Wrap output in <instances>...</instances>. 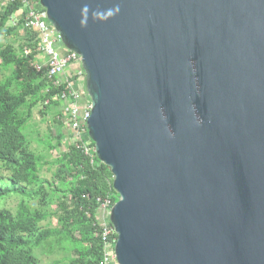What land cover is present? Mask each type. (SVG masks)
Listing matches in <instances>:
<instances>
[{
    "label": "water",
    "instance_id": "1",
    "mask_svg": "<svg viewBox=\"0 0 264 264\" xmlns=\"http://www.w3.org/2000/svg\"><path fill=\"white\" fill-rule=\"evenodd\" d=\"M77 53L118 264H264V0H40Z\"/></svg>",
    "mask_w": 264,
    "mask_h": 264
},
{
    "label": "trees",
    "instance_id": "2",
    "mask_svg": "<svg viewBox=\"0 0 264 264\" xmlns=\"http://www.w3.org/2000/svg\"><path fill=\"white\" fill-rule=\"evenodd\" d=\"M3 1L7 3L0 10V38L17 34L21 24L11 26L10 21L23 8L19 1ZM36 48L37 41L25 35L17 48L0 44V69L9 72L0 80V264H40V255L48 254L62 257L50 264H101L95 199L110 195L112 202L118 201L109 168L101 162L90 165L70 144L51 162L55 185L42 178L44 158L23 133L39 109L44 117L51 114L49 126H54L47 151L61 147L67 137L58 119L60 104L51 102L58 88L31 67ZM14 196L20 199L11 209L7 201ZM52 218L55 226L49 225Z\"/></svg>",
    "mask_w": 264,
    "mask_h": 264
},
{
    "label": "built area",
    "instance_id": "3",
    "mask_svg": "<svg viewBox=\"0 0 264 264\" xmlns=\"http://www.w3.org/2000/svg\"><path fill=\"white\" fill-rule=\"evenodd\" d=\"M16 1L23 5L25 13L14 15L11 19L12 26L21 24V30L26 32L31 40L37 41V55L31 62V67L58 88L51 102H58L61 107V116L58 119L63 122V129L67 133L62 146L67 140V146L73 145L90 165H98L100 161L98 159L99 162L96 161L95 147L88 136L87 124L91 115V103L86 89L79 85L85 84V73L80 56L62 45L61 37L47 22L45 9L40 5V0ZM29 52L25 50L26 55ZM49 103L50 98L44 102L45 105ZM95 202L97 235L102 246L101 264H118L115 253L117 234L110 223V215L115 203L112 202L110 195L98 196Z\"/></svg>",
    "mask_w": 264,
    "mask_h": 264
},
{
    "label": "rangeland",
    "instance_id": "4",
    "mask_svg": "<svg viewBox=\"0 0 264 264\" xmlns=\"http://www.w3.org/2000/svg\"><path fill=\"white\" fill-rule=\"evenodd\" d=\"M3 0H0V7L2 6ZM1 10V9H0ZM24 35L28 39V35L23 30L18 29L17 34H14L10 37H1L0 44H12L14 48L19 47L20 41L23 39ZM9 74L8 71H3L0 69V80H2L5 76ZM52 116L51 114L46 115L45 117L39 114V109H35L33 112V117L30 120L27 129L23 130L24 134H27L28 139L31 143V148L38 155H41L44 158V165L41 170V176L44 180L49 182H53L56 185L55 178H53V174L55 173L56 167L51 165V162L57 159L62 153L67 152V144L66 140L63 143V146L57 148L56 150H52L51 152L47 151L46 142L47 139L50 140V128L49 123L51 122ZM65 140V139H64ZM53 142V141H52ZM20 197L14 196L7 201V207L13 209ZM55 209V206L52 207ZM54 211V210H53ZM50 226L56 225V220L52 218L49 220ZM44 223L43 225H45ZM61 256L48 254V255H40V264H50L54 260L61 259ZM62 264H66L63 262Z\"/></svg>",
    "mask_w": 264,
    "mask_h": 264
},
{
    "label": "crops",
    "instance_id": "5",
    "mask_svg": "<svg viewBox=\"0 0 264 264\" xmlns=\"http://www.w3.org/2000/svg\"><path fill=\"white\" fill-rule=\"evenodd\" d=\"M6 4V2H4L3 1V3H2V6H4ZM1 6V7H2ZM1 7H0V9H1ZM24 14L25 13V8H22V9H20V10H18L14 15L16 16V15H20V14ZM10 25L12 26V23H11V21H10ZM19 29V28H18ZM21 29V28H20ZM61 48H63V47H61ZM82 88L85 86V84L84 83H81V84H79Z\"/></svg>",
    "mask_w": 264,
    "mask_h": 264
}]
</instances>
